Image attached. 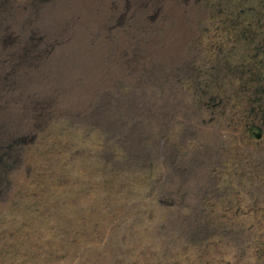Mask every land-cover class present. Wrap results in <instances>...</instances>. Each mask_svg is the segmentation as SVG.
Masks as SVG:
<instances>
[{
    "label": "rangeland",
    "instance_id": "374dc122",
    "mask_svg": "<svg viewBox=\"0 0 264 264\" xmlns=\"http://www.w3.org/2000/svg\"><path fill=\"white\" fill-rule=\"evenodd\" d=\"M0 264H264V0H0Z\"/></svg>",
    "mask_w": 264,
    "mask_h": 264
}]
</instances>
